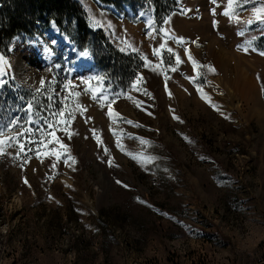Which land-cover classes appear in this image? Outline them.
Segmentation results:
<instances>
[{
    "label": "rangeland",
    "instance_id": "1",
    "mask_svg": "<svg viewBox=\"0 0 264 264\" xmlns=\"http://www.w3.org/2000/svg\"><path fill=\"white\" fill-rule=\"evenodd\" d=\"M75 2L86 40L75 19L62 29L37 21L0 53V123L23 117L27 102L46 115L61 97L74 115L67 132L55 129L64 148L49 137L39 156L7 146L0 156V264L264 262V24L252 12L264 0H235L239 21L222 14L227 0H178L163 32L151 1L136 16L99 0ZM162 43L182 60L167 79L161 69L174 57L153 55ZM111 53L141 60L134 87L121 86ZM142 55L152 63L144 66ZM101 88L122 119L93 99ZM69 153L75 163L65 162Z\"/></svg>",
    "mask_w": 264,
    "mask_h": 264
},
{
    "label": "snow or ice",
    "instance_id": "2",
    "mask_svg": "<svg viewBox=\"0 0 264 264\" xmlns=\"http://www.w3.org/2000/svg\"><path fill=\"white\" fill-rule=\"evenodd\" d=\"M213 4L217 3V0H212ZM234 7H240L239 3H235V0H227V5L224 8L223 15L228 16L230 19L235 18L237 21H239V16L236 15L234 11H230V9H233ZM213 14H215V9L212 10ZM252 12L254 14L255 20L259 21L261 24H264V3H262L260 6L256 7L254 6L252 8ZM164 23H168V19L164 20ZM214 23H216L214 21ZM253 23L252 19H249L247 21L248 25H251ZM149 30L151 31L153 29L152 22H147ZM159 31L163 32L164 29L160 28ZM242 34V33H241ZM177 39V42L182 40L183 38H175ZM51 43L54 45L56 43L55 40L51 41ZM251 44H248L243 47V51L247 52L249 47H251ZM131 47V46H130ZM240 47V46H238ZM135 51V49H132ZM255 50V48H253ZM45 51H50V49L46 48ZM166 51L170 56L174 57L175 62L174 63H168L165 65L161 71L165 73V79H167V71L168 70H175V65H178L182 63V60L179 56V54L175 53L173 49L166 48L165 44H161L159 46V49L153 48V55L158 58V60L163 63V53ZM185 52L188 53V59L192 63L193 72L195 73L197 71L198 61L192 57L191 53L188 52V49L185 48ZM82 54H87V50L84 51ZM261 55H264V52L260 53ZM141 58L145 61L144 66H148V64L152 63L148 60V57L145 55H142ZM4 57L0 55V61H3ZM206 68L208 71L214 72L215 69L211 65L201 66ZM155 70V69H154ZM189 80H191L194 84H196L195 77H187ZM91 79V78H89ZM95 79L98 81L101 80V77L96 76ZM136 79H140L139 75H137ZM4 81L0 79V85H3ZM41 86L43 87L45 81L41 79L40 81ZM72 81H68V84H71ZM136 81L133 80L130 87L135 86ZM65 88H67V85H65ZM262 88H264V85H262ZM197 90H200V86L197 84ZM78 95V93H77ZM203 96L204 94L201 93ZM93 99H99L101 101L107 100V104H102V107H108V115L110 118L115 117L117 120L122 119L120 117L119 113L113 112L111 108V103L113 102L111 99L106 97L103 92V88H101V92L99 97L93 93ZM131 99V97H129ZM210 99V98H208ZM52 100V97H49V101ZM64 97L60 98L61 107L59 109L53 108L51 102L49 103L48 107L43 109V112L46 113V115L41 114V110L34 108V105L32 102H27L25 105V108L23 109L24 115L23 117L17 115L10 120L7 121V123H0V156H3L5 154L6 146L7 147H16L17 148V156H20L23 154L26 159H31L30 156H27V153L32 152L33 149H35L37 156L40 155V148L47 144L51 143L52 141L49 140V137L54 138V144L60 145L61 148H64L62 141L58 137H55V129L59 128L61 126L64 127V130L67 132V124L71 119H74L73 111L65 112L64 108ZM213 107L219 109V105L213 104ZM175 119L179 120L180 118L174 117ZM129 124H132V121H126ZM138 126V125H137ZM95 132V130H93ZM70 138V133H69ZM187 140L188 138L185 137ZM98 142H100L98 140ZM143 143H149L150 141H142ZM191 143V141H189ZM117 147H121L119 142L117 143ZM121 150L123 151L124 148L121 147ZM105 154H108V149L105 147L104 149ZM57 155V158H60L59 153H54ZM130 156H132L133 159H138L137 155H134L132 153H128ZM65 162L67 163L68 159H71L73 163H75V158L70 156V153L64 157ZM147 159H154V157H147ZM108 163L110 166H112L113 161L111 159L108 160ZM23 166V165H21ZM55 167V165H53ZM26 184L28 181L25 179L24 181ZM117 183H121L119 180H117ZM127 187V185H125Z\"/></svg>",
    "mask_w": 264,
    "mask_h": 264
},
{
    "label": "trees",
    "instance_id": "3",
    "mask_svg": "<svg viewBox=\"0 0 264 264\" xmlns=\"http://www.w3.org/2000/svg\"><path fill=\"white\" fill-rule=\"evenodd\" d=\"M149 1L153 3L158 28L163 26L165 19L180 10L178 0H99L103 6H113L126 15L132 11L135 16L141 13L143 4ZM73 19L78 23L80 38L86 40L90 32L75 0H0V53L5 42L22 34H29L37 21H46V26L54 23L62 29L66 20ZM111 56L116 58V64L111 65V60H108V64L121 77V86L127 88L137 71L142 68L141 60L135 64V55L111 53Z\"/></svg>",
    "mask_w": 264,
    "mask_h": 264
},
{
    "label": "bare ground",
    "instance_id": "4",
    "mask_svg": "<svg viewBox=\"0 0 264 264\" xmlns=\"http://www.w3.org/2000/svg\"><path fill=\"white\" fill-rule=\"evenodd\" d=\"M57 31H55L54 33H52V35H54V36H57ZM67 42H68V39H66L65 37L63 38V40H62V43H63V45H67ZM216 56V55H215ZM221 56V55H220ZM50 58L47 56V57H44V62L46 61V62H50V60H49ZM221 60V59H220ZM221 64V71H224L225 70V72H227V67L229 66L228 64H229V61H226L225 59L224 60H222L221 62H220ZM47 64V63H46ZM87 65H89V64H87ZM225 68V69H224ZM22 71V70H21ZM231 74V73H230ZM248 90H250V91H248ZM253 90H254V87L252 88L251 86L249 87V89H247V91H246V94H247V96H250L251 98H253L254 96H255V94H254V92H253ZM244 93V92H243ZM245 95V94H244ZM246 98V97H245Z\"/></svg>",
    "mask_w": 264,
    "mask_h": 264
},
{
    "label": "built area",
    "instance_id": "5",
    "mask_svg": "<svg viewBox=\"0 0 264 264\" xmlns=\"http://www.w3.org/2000/svg\"><path fill=\"white\" fill-rule=\"evenodd\" d=\"M260 264H264V262H261Z\"/></svg>",
    "mask_w": 264,
    "mask_h": 264
}]
</instances>
